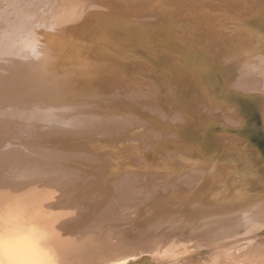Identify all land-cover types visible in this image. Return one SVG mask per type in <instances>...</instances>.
Segmentation results:
<instances>
[{
	"label": "bare ground",
	"instance_id": "6f19581e",
	"mask_svg": "<svg viewBox=\"0 0 264 264\" xmlns=\"http://www.w3.org/2000/svg\"><path fill=\"white\" fill-rule=\"evenodd\" d=\"M264 0H0V264H264Z\"/></svg>",
	"mask_w": 264,
	"mask_h": 264
},
{
	"label": "clouds",
	"instance_id": "9594fccd",
	"mask_svg": "<svg viewBox=\"0 0 264 264\" xmlns=\"http://www.w3.org/2000/svg\"><path fill=\"white\" fill-rule=\"evenodd\" d=\"M10 264H36V262L27 256H22L16 259H13ZM47 264H55L54 261H48Z\"/></svg>",
	"mask_w": 264,
	"mask_h": 264
},
{
	"label": "rangeland",
	"instance_id": "374dc122",
	"mask_svg": "<svg viewBox=\"0 0 264 264\" xmlns=\"http://www.w3.org/2000/svg\"><path fill=\"white\" fill-rule=\"evenodd\" d=\"M263 236H264V234H262V235L260 236V238H263Z\"/></svg>",
	"mask_w": 264,
	"mask_h": 264
}]
</instances>
